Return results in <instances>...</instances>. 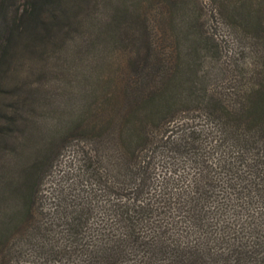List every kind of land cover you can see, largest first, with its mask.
Returning <instances> with one entry per match:
<instances>
[{"label":"trees","instance_id":"16d2710c","mask_svg":"<svg viewBox=\"0 0 264 264\" xmlns=\"http://www.w3.org/2000/svg\"><path fill=\"white\" fill-rule=\"evenodd\" d=\"M217 5L235 36L234 53L245 62V80L231 101L206 93L193 68L199 48L208 42L199 31L195 2L0 0V76L20 53L42 79L53 74L50 86H32L34 98L59 97L44 146L30 151L28 162L20 160L14 172L4 153L23 152L26 141L15 144L22 128L10 125L12 120L0 122V201L7 206L0 214V264L12 247L9 232H22L19 228L30 221L50 146L77 129L89 132L97 161L105 160L102 168L110 178L98 165L86 167L101 192L109 194L115 184L143 191L148 160L157 153L162 162L192 169L182 185L174 186L178 179L166 176L150 194L171 217L156 227L147 221L152 201L131 196L108 202L105 208L127 231L96 249L81 248L91 264H120L129 252L135 258L126 264H264V0H218ZM169 45L173 62L165 54ZM68 73L73 91L62 82ZM73 92L78 103L65 112ZM186 102H199L217 132L212 164L206 161L205 138L189 125L181 124L171 136L160 133L158 144L148 137L151 125L169 120L168 113ZM113 138L117 146L107 147ZM141 141L151 146L145 149L146 162L134 165L129 158ZM66 207L62 201L45 227H33V264H53L56 254L78 247L86 208ZM52 218L63 224L61 236ZM168 222L176 225V235L167 233ZM144 224L152 232L139 238L136 228Z\"/></svg>","mask_w":264,"mask_h":264},{"label":"rangeland","instance_id":"374dc122","mask_svg":"<svg viewBox=\"0 0 264 264\" xmlns=\"http://www.w3.org/2000/svg\"><path fill=\"white\" fill-rule=\"evenodd\" d=\"M16 1L18 0H10L12 4H15ZM217 1L190 0V2H195L196 5L195 10L198 15L197 24L200 29L199 31L208 39L206 45L199 48L196 54L198 59L193 62V68L196 71V75L201 78L206 93L213 92L223 97L226 101H231L234 99L236 88L245 80V74L242 77L241 73L243 72L241 63L245 62L243 58L237 57L234 53V50L238 49V46L236 47L235 45V36L224 20L222 13L217 8ZM10 14H12V6L10 7ZM165 43L167 44V42ZM165 49L167 58L173 62L175 51H172L170 45L166 46ZM27 58V56L19 53L8 65L7 72L4 74L1 72L0 76V122L4 123L7 120L8 122L12 120L10 125L12 124L14 128H22L23 134L21 132L19 133L21 134L20 136L17 134L18 137L14 139L15 144L20 143L18 139L23 138L26 141V145L21 153L9 150L4 151H7L4 153V159L7 161V164L9 163L12 172L16 171L19 167L21 164L20 160L26 163L30 151L44 146L47 135L46 127L51 126L52 122H54L53 117L55 114L51 111V108L55 102L59 101V97H55L54 95L43 97V94H41V96L34 98L31 94L32 86L42 87L43 83L46 86H50L54 81L51 79L53 74H48L49 77L42 79L33 70L34 67L33 69H28L31 60ZM169 59L168 61L171 62ZM31 65L33 64L31 63ZM15 75H18V77ZM19 77L20 79H17ZM64 79L62 82L66 84V87H72L70 91H73L76 85L73 82L74 79H71V74H66ZM14 83L17 84L14 85ZM72 83L74 86L71 85ZM15 86L19 87L16 88ZM68 95L69 93H67V97ZM69 100L72 101L67 100L65 102V112L71 109L69 108L70 106L75 107L78 103L75 92H73L72 99ZM197 103L199 102H186L175 106L166 116L169 120L167 119L164 122L161 121L162 123L151 125V133L148 137L158 144L160 143V133L165 132L171 136L179 130L181 124L183 126L189 125L193 129L200 130L202 134L201 138H205L204 143L208 156L206 161L212 164V162L216 161V152L212 149V143L214 135L217 132L212 123L209 122V118L205 116L204 108ZM14 132L17 133V131ZM114 138L108 142L107 147L110 146L112 148L114 144V146H117ZM65 139L61 141L59 138L50 146L51 158L49 159V163L45 164L39 173L37 197L33 201L30 221L28 220V222L23 223V227L19 228V231L22 232H17V228L12 233L9 232L8 243H12V247L10 250L4 252L7 262L3 264H33L36 262L37 256L30 242L32 240L31 233L33 227L37 229L41 228L42 225L45 227L56 211L57 205L62 201L67 205V210L84 207L86 211L79 233L78 247H70L67 253L56 254L55 257L57 259L56 261H52V263L91 264L81 248L96 249L102 241H110L115 237L123 236V233L125 234L127 231L123 220L118 215L113 214L110 211L111 209L107 210L105 208L108 206V202L115 200L123 201L125 198L131 196L138 197L142 202L148 200L151 203L152 201V204H148L147 221H151L152 223L148 224H153L156 227L159 222L163 223V220L171 217L168 213L163 212L161 206H159L160 203L155 201V199H151L150 194L156 188L159 189V182L163 177L169 176L174 179L176 177L178 183L174 184V186H178L182 185L186 181L185 178L190 177L192 173V169L189 166H184L179 164V162L174 165L162 162L157 153L148 160L149 164L147 165L145 174L148 176L149 183L147 187H144L143 191H135L131 190V186L121 187L115 184L110 186L111 192L107 194L99 190L86 169L89 163H93L95 166L98 165L99 169L110 178L106 169L102 168L105 167V160L101 159L97 161L96 159V145L89 132L77 129L70 132ZM150 146L151 144L149 142L145 144V141L136 144V150L131 158H129V162L137 165L136 162L138 163L139 160H145V149L148 150ZM110 172L113 173L112 171ZM174 181L176 182V180ZM4 205L0 201V214L3 208H7ZM53 221L51 224L57 227L59 235L64 234L63 224L57 223L59 224L57 225L56 220L53 219ZM167 226L171 228L167 233L172 236L176 235L175 231H173L176 225H169L168 222L165 227ZM136 229L135 234L139 238L152 232V228L148 227L147 224L137 226ZM126 240L124 239L123 242H126ZM133 258H135L133 253H124L120 257V264H126Z\"/></svg>","mask_w":264,"mask_h":264}]
</instances>
